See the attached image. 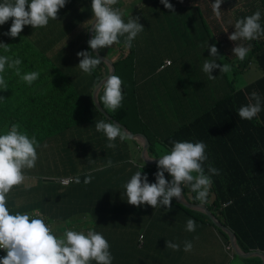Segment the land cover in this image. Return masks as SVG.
Masks as SVG:
<instances>
[{"label":"trees","instance_id":"16d2710c","mask_svg":"<svg viewBox=\"0 0 264 264\" xmlns=\"http://www.w3.org/2000/svg\"><path fill=\"white\" fill-rule=\"evenodd\" d=\"M151 1L137 0L133 4L135 12L131 16L135 17L136 14L139 16V22L144 26V30L133 40L131 48L125 44V36H121L119 43L100 51L105 55L112 52L109 57L115 66L113 74L118 75L123 81L121 107L112 111L102 102L100 104L130 131H143L149 134L148 151L155 156L166 153L165 150L152 148V141L159 139L157 136L159 132L167 128L165 124L163 129L157 131L151 128L152 120H156L158 115L156 111L167 110L173 103L174 106L184 107L174 110L173 130L166 131L163 143L169 151L173 147L172 141L193 143L203 141L207 145L208 159L203 165L205 173L207 174L208 165L211 164L220 170V174L212 176L213 183L206 205L234 232L235 240L241 249L247 251L259 248L264 251V96L261 98V112L252 120L240 119L237 114L241 106H246L250 102L251 93L256 92L260 96L261 88L264 93V35L251 41L234 42L228 39L235 31L237 20L250 16L257 10L261 12L260 24L264 28V0H224L219 18L212 10L214 0H176L178 12L181 14L179 20L184 22V27L176 26V9L174 12H166L165 9L149 8L148 2ZM169 1L174 4V0ZM119 6L120 0L113 7ZM92 18L91 0H68L66 6L60 10L58 20L50 19L45 27L33 29L30 25L25 26L16 38L0 34V42L10 45L8 52L0 48V55L21 59V74L32 71L40 73L39 78L29 86L15 74V69L6 66L4 75L8 89L0 90V97L4 98L0 100V130L4 123H7L8 127L18 124L21 132H25L29 137L35 135L41 145L37 149L38 159L40 156L46 157L47 153V162L52 165V170L45 172L44 175L60 177L64 174L84 173V176H87L85 172L89 169L100 165L110 167L107 163L109 159L112 161L111 166H118L119 154L127 156L130 154V150L122 152V141L119 138L115 141V149L107 148V137L95 128L97 121L110 122L112 119L100 112L92 99V89L108 72V64L103 60L91 75L85 74L78 67L80 58L77 53L82 50L92 51L87 43V29ZM225 23L228 24L227 29L223 26ZM152 24L157 29L147 30ZM10 26L11 19L0 26V33L6 32ZM188 30H196L195 38L185 36ZM180 37L184 40L177 41L176 39ZM199 37H203L204 43L200 44ZM163 41L173 44L172 52L168 53L165 49L158 48L156 44ZM208 44H215L219 56H210ZM236 44L251 45L247 57L243 61L236 57L237 61L233 60L231 71L223 73L217 68L213 69L212 75L216 77L215 79L227 75V78L235 81L239 70L254 64L262 72L260 77L249 83L245 89H238L233 93L236 89L233 87L229 93L219 94L207 108L190 103L192 100L196 101L191 95L192 91L211 83L208 74L202 70L205 60L215 59L218 64L229 65L227 61L230 57H235L232 49ZM125 48L128 50L124 51ZM116 49L119 50L113 52ZM191 69L196 72L192 76L188 73ZM102 95L103 88H100L98 99ZM212 111L214 118L211 115ZM163 115H166V111ZM72 128L77 132H71ZM142 162L144 173L150 177L151 183H154L158 161ZM25 170L27 171L24 172L25 176L33 172L32 169ZM109 170L113 182H110V187L100 192L101 196L95 192V187L100 184L94 180L85 184L83 176L80 183L72 180L65 189L73 188L77 199H86L87 202H92V207L99 210L104 207V210L114 213L97 221L95 228L98 226L103 230L111 218L117 219L116 224L120 225L137 222L136 235L132 232L127 236L130 239L134 237L137 239V248L131 245L127 238L126 240L119 238L125 235L117 230H111L109 226L107 232L105 229L100 232L103 235L109 232L112 236L109 241L110 252L112 253V245L115 249V253H112L114 257L112 264H115L116 260H120V264H135L132 260L125 261L129 254L135 255L123 250L135 247L141 252L140 256L145 255L142 251L146 244L143 243V237L144 241L145 237H158L157 245L166 246L170 233L173 231L178 233L177 228L176 230L173 228L175 224L178 225L176 220L180 215L192 216L199 222L213 225L212 220L204 212L187 207L176 198L171 202L176 206L173 212L164 206L154 209L149 205L140 207L113 205L124 197L127 200L124 185L134 173L121 174L120 167ZM29 174L33 176L32 173ZM165 177L171 180L167 172ZM106 181L104 179L102 183L107 185ZM119 185L122 186L121 191L117 190ZM31 186L25 179L22 184L10 190L6 198L10 212L35 216L33 215L35 210L43 208L47 212L46 221L58 220L56 219L58 214L52 215L49 211L53 208L55 195L59 200L64 194H61L59 184L54 180L39 178V186H33L32 190ZM50 193L54 195L53 198L49 197ZM108 195L111 200L105 206L102 202ZM183 195L187 200L198 201L196 193L192 192L189 186H183ZM214 227L221 236L223 245L226 246L227 233L219 226ZM178 234L181 236V233ZM139 236H142V243ZM174 238L179 237L170 236V239ZM231 253L230 258L239 256L243 264H261L262 261L259 255L240 256L232 251ZM160 258L162 256L154 257ZM140 260L141 264L145 263L144 258L140 257ZM231 263L232 261L229 264Z\"/></svg>","mask_w":264,"mask_h":264},{"label":"clouds","instance_id":"9594fccd","mask_svg":"<svg viewBox=\"0 0 264 264\" xmlns=\"http://www.w3.org/2000/svg\"><path fill=\"white\" fill-rule=\"evenodd\" d=\"M67 2L68 0H0V26L5 25L11 19L10 28L0 34L16 38L25 26L30 25L33 29L45 27L50 19L58 20L60 10L66 6ZM223 2L224 0H214L212 4L213 13L217 18L221 15L220 9ZM117 3L118 0H91L94 24L91 21L92 37L87 43L93 51L82 50L77 53L80 58L78 67L85 74L91 75L104 60L98 55L101 49L119 43L121 36H125V44L131 48L133 40L144 30V26L139 22V17H131L127 22L124 21L121 10L113 7ZM160 3L169 11L174 12V7L169 0H160ZM260 20L261 12L259 10L250 16L237 20L235 31L228 36V39L234 42L259 39L260 36L264 35V28L261 27ZM0 48H3L5 52L10 51V45L7 43L0 42ZM207 48L210 56H219L215 44H208ZM250 51L251 45L236 44L232 49V54L235 57H230V60L227 61V63L231 62V66L218 64L215 59H206L202 70L208 74L209 79H215L216 77L212 75L213 69L218 68L220 72L227 73L231 71L234 58L237 57L243 61ZM21 64L22 61L19 58L0 55V90L8 89L4 75L6 66L15 69V74L29 86L39 78V71L21 74ZM246 70L241 69L238 72ZM228 82L230 90L227 93L235 87L234 93L238 89H245L252 81L239 84L237 80L232 81L228 77ZM122 83L123 81L118 75L107 76L103 83L99 84V87L97 86V92L103 88V95L99 99L94 95L96 100L99 103L102 102L107 109L112 111L119 109L123 100ZM263 96L262 88L260 96L256 92L251 93L250 102L246 106H241L237 112L240 119L252 120L256 117L261 112V98ZM2 99L4 98L0 97V100ZM211 115L213 116V111ZM19 128L18 124H13L6 134L0 135V249L6 252V255L0 258V264H90L91 261H95L96 264H112L114 257L110 252V244L102 233L85 227L86 233L66 230L62 237H58L54 233L58 227H54L53 224L60 222L59 220L50 222L52 224L50 227L45 222L46 216L43 219L40 214L38 217L30 216L27 213L16 212L12 214L10 212L7 207V195L14 186L24 182V170L36 166L38 161L37 149L41 147L35 135L29 137L25 132L19 131ZM95 128L96 131L103 132L107 137V148L115 149L117 138L121 141L131 138L122 126L114 121H97ZM146 136L148 135L146 134ZM172 144L173 147L170 151L167 146L166 149L160 150H165L166 153L158 155L163 156L157 162L158 171L154 174V183H149L147 174L142 175L141 171H136L124 185L128 204L137 207L149 205L154 209L164 206L170 209L173 198L182 200L183 186H189L191 191L196 193L198 201L191 202L207 203L213 183L212 176L220 174V170L211 164L208 165L207 174L205 173L203 165L208 159L206 155L207 145L203 141L195 143L172 141ZM153 156L155 157V155ZM107 163L108 166H111L112 161L109 159ZM166 172L171 176V180L166 179ZM92 178L90 174L85 176L84 183H90ZM75 182L80 183V178L76 177ZM63 222L65 223V221ZM214 226L213 228H215ZM196 227V221L188 218L186 231L194 232ZM215 231L217 230L215 229ZM166 248L179 251L180 245L166 240ZM192 248L191 241L184 242L183 250L185 252H190ZM228 249L234 252L230 244Z\"/></svg>","mask_w":264,"mask_h":264},{"label":"crops","instance_id":"0c3cea01","mask_svg":"<svg viewBox=\"0 0 264 264\" xmlns=\"http://www.w3.org/2000/svg\"><path fill=\"white\" fill-rule=\"evenodd\" d=\"M120 1H121V6H119L118 8L123 13L122 18L124 19V17H126V20H124V21L127 22V19L131 18L132 13L135 12L133 10V4L137 0H120ZM142 1H149V0H142ZM152 1H155V0H152ZM151 2H148V3L151 4ZM205 33H207V32H205ZM199 41H200V44L204 43L203 37H199ZM111 53L112 52H110V54ZM193 71L194 70H192V69L188 70V73L192 76L193 74L196 73ZM247 71L248 70L243 71V72H247ZM252 74L254 76V79H256L257 77H259L262 74V72L258 69H253ZM224 76H225V78H224ZM210 81H211L210 84H207V85L201 87L200 89L197 88L195 91L191 92V95L196 99V101L192 100V101H190V103L200 104L204 108H207L208 106H210L213 103V101L216 99V97L219 94L227 93L230 90V85L228 82L227 75H223V78H221V79H218V78L217 79H210ZM197 91H198V94H197ZM176 106H174V103L170 104L169 108L167 110H164V111H166V115H163L164 111H156V114H158L156 116V120H160V122L156 121V120H152L153 124L151 125V128L153 129V131H157V129L158 130L163 129L164 124L166 125L167 128H165L163 132H159V134L157 135L159 137V139H153V141H152L153 147L152 148H155L157 150H160V149L162 150V149L167 148L162 140H163V137L165 136V134L167 133L166 131H168V130L172 131L173 130L172 125H173L174 120H175L174 110L184 108V107H179V105H176ZM130 132H137V131H130ZM148 132H151V131L148 130ZM147 135H149V134H147ZM130 137L131 138L129 140H132V141L127 142L126 140H123L121 142L122 152L130 150V154L128 156L123 155V154H119L120 155V162H119L118 166L114 165V166L107 167V166L100 165V166H97L93 169H89L88 171L85 172V175L90 174L93 177L92 180H94L95 182L100 184L99 186L95 187V191L103 192L105 189H107L108 187L111 186L110 182H113V179L110 177L109 168L120 167V169H122L121 174H126V173L130 174L131 172L135 173L136 171H141L142 175L145 174L144 173V169H145L144 168V162H142L144 160H142V157L140 155L141 153H143V148H142L143 138H142V136H139V135H133V137L132 136H130ZM149 143H150V140H148V145L145 148L144 154L148 155V156L149 155L153 156L154 154H151L150 151H148ZM136 156H139L138 157V159H140L139 161H138V159H136ZM80 172H82V171H80ZM64 175H66V174H64ZM71 175H73V178H74L73 180H75L76 177H79V178H81L82 176L85 177L84 173H82L80 175H79V173H73ZM57 177L58 176L46 175L44 177V179L54 180L55 182H57L59 184L61 194L64 193L62 195L61 199H59V200H58V197L55 195L56 198L54 199V202H53V208L51 211H49L52 215L58 214V217H56V219H58L60 222H63V221L70 222V221H77V220L87 221L90 218V214L94 215L95 221H99V220H103V218L109 216L110 214H111V216L114 214L109 210H104L105 209L104 207H102V209L100 208V210L92 207V202L91 203L87 202L86 199L85 200L84 199H81V200L77 199V196L72 191L73 188H68L66 190L65 187L67 186V184H61L58 181ZM104 179L107 180L106 181L107 185H104L102 183V182H104ZM37 181H38V178L33 177L31 179V183H36ZM148 181H149V183L152 182V180L150 179L149 176H148ZM63 185H65V186H63ZM68 185H69V183H68ZM31 188L32 187H30V189ZM121 189H122V186L119 185L117 190L121 191ZM121 196H123V193H121ZM36 198H38V197H36ZM118 198L120 199L121 197H118ZM110 200L111 199L108 195V196H106L104 202H102V203H104V205L107 206V204L109 203ZM118 204L128 205L125 197L122 198V200H118L117 202L113 203V205H118ZM175 209H176V206L174 204H171V208L169 210L171 212H173V210H175ZM35 213L40 214V215L41 214H44V215L47 214V212H45L43 210V208L35 210ZM97 213H99V217L96 216ZM188 218H192L196 221V223H198V225L200 226V227H196V229H198V231L204 225L209 230L214 231V228H212V226L208 222H203V221L199 222V220L195 219L192 216L187 215V216L182 217L180 215L176 220L178 222V225L175 224L176 227L174 226L173 229L176 230V228H177V231H178V233H181V236L177 232L173 231L167 237V239L169 241H172L174 243H178L180 245V250L179 251H173L171 249L166 248V246L161 247V246H158L157 243L154 244V240L157 241L158 237L157 238L145 237V241H144V237H143V243L146 242V244L144 246L145 248L142 250L143 253H145V255H143V256H140L141 252L139 251V249H136L138 247L137 243H136L137 239L135 237L133 239H130L127 237L132 232L136 235L135 230L137 229L136 228L137 222L120 225V224H116L117 219L114 220L113 218H111V220H113V221L109 220V222L111 223V227H110L111 230H113V231L117 230L120 233L125 235L124 237H119V238L125 239V240L127 238V240H129V243L136 247V248L135 247H128L127 250L122 249L124 252L128 251L129 253H133L135 255V256H133V255L129 254L125 259L126 262H128L129 260H132L133 261L132 263L141 264L140 257H142L145 260L144 264H152L154 262H156L158 264H175V263H177V264H199V263H197V259L195 258L194 252H192V253L191 252H185L183 250L184 242L185 241H191L193 238V236H191L190 234H185L186 222H187ZM133 221H136V220H133ZM91 227H93V226H91ZM90 229L94 230L96 232H102L104 229H105L104 230L105 232L108 231L107 226L103 227L102 228L103 230L99 229L98 226L96 227V229H93V228H90ZM216 233H217L216 244L219 247V250L221 252L217 258H215L211 262H208L207 264H229L230 256L228 255V252L224 248L223 242L221 240V236L219 235V233L217 231H216ZM106 234L107 233H105L104 235H106ZM174 235H177L179 238L178 239H175V238L170 239V236H174ZM137 238H138V236H137ZM0 251L3 252L2 257H4L6 255L5 250L0 249ZM111 251H112V253H115V249H114L113 245L111 246ZM158 256H162V258L154 259V257H158ZM171 256H173L174 259H172ZM2 257H0V258H2ZM206 258L208 260H212V258L209 255H206ZM199 262L201 264V261H199ZM94 263H96V262H94ZM114 263L120 264V260H118V261L116 260Z\"/></svg>","mask_w":264,"mask_h":264},{"label":"rangeland","instance_id":"374dc122","mask_svg":"<svg viewBox=\"0 0 264 264\" xmlns=\"http://www.w3.org/2000/svg\"><path fill=\"white\" fill-rule=\"evenodd\" d=\"M172 5L174 7V10L175 9L177 10V18H176V22H175L176 23V26L177 25H180L181 27L182 26L184 27V22L179 20V17H180L181 14L178 12V7L176 6V0H174V4H172ZM148 7L149 8H155V9H162V10L165 9L166 12L169 11L168 9H166L164 7L163 4L160 3V0L152 1L151 4H149ZM135 17H139V16L136 14ZM172 23H174V22H172ZM223 26H224L225 29L228 28V24L227 23L223 24ZM154 29H157V28L154 27L153 24H152L150 26V28H148L147 30L152 31ZM170 30H171V26H170ZM183 30H182V32H183ZM195 32H196V30H188L185 36H189V37L194 38L196 36L195 35ZM176 40L177 41H180V40L183 41L184 39H182L180 37L179 39H176ZM156 45H158V48H161V50H164L165 49L168 53L172 52V50H173V44L172 43H165L163 41V42H161L159 44H156ZM136 47L137 46H135V48ZM118 50L119 49H116L113 52H117ZM127 50H128V48H125L124 49V51H127ZM120 51H122V50L120 49ZM234 60H235V62L237 61L236 58H234ZM228 63L231 66V62H228ZM246 69H248L247 72H238L237 77L235 76L236 77V80L238 81L239 84H243V83H246V82H250V81L255 80L254 79V76L252 74V71H253V69H257V68L254 66V64H251ZM1 127H2V129L0 130V135L6 134L7 131H9L10 128H11V127H8L7 126V123H4ZM81 127H83V126H81ZM19 131H20V129H19ZM71 132L76 133L77 131L72 128ZM57 134L58 133H56V135ZM73 135H77V134H73ZM138 157L139 156H136V159H138ZM139 160L140 159H138V161ZM47 164H48V162H47V153H46V157L40 156V158L36 162V166L34 168H32V171L33 172H29V173H32L33 176H31L29 173L26 174V176H28V178L25 176V179H27L28 182L30 183V185H32L31 187H33V186H39V178H44L46 176V175H44V173L47 172V171H49V170H52V165H49V164L47 165ZM53 168H55V167L53 166ZM24 172H27V171L24 170ZM42 175H44V176H42ZM33 177L34 178H38V181L36 183H31V179ZM95 192H97L98 195L101 196V193L100 192H98V191H95ZM212 192H214V191H212ZM49 197L50 198H53L54 195L52 193H50L49 194ZM128 205H130V204H128ZM41 216L43 217V219L45 218V215L41 214ZM96 216L99 217V213H97ZM94 221H95L94 215L90 214V218L87 221L78 220V221L65 222V223L64 222H59L58 224L57 223L56 224H53L54 227L55 226H58V228L54 230V233L58 237H62L63 236V233L66 230H74V231H77V232L83 231V232L86 233L87 230L85 229V227H90V228L96 229L95 228V226H96L95 223L97 224V221H95V222ZM104 223H106V222H104ZM60 226H64V227H60ZM91 226H93V227H91ZM106 226L111 227V223L107 222L104 227H106ZM197 227H200L198 225V223H197ZM212 228H213V226H212ZM112 233H113V231H112ZM185 234H190L191 236H193V238L191 240V242L193 244V248H192V251H190V252L191 253L192 252L195 253V258L197 259V263L200 264L199 261H201V264H207L208 262L213 261L215 258H217L220 255V252L221 251L219 250V247L216 244L217 233L215 231V228H214V231H211V230H209L204 225L199 231H198V229H196L194 232H188V231H186ZM110 236H111V234L109 232H108L107 235L104 236L107 239L108 242L111 240ZM221 240H222V238H221ZM156 243H157V241L154 240V244H156ZM227 244H229V240H228V243ZM224 248L228 252V255L231 256V253H230L231 252V249H228L226 246H224ZM206 255H209L212 258V260H208L206 258ZM230 261H232L231 264H243V262L241 261V258H239V256H238V258H230L229 259V263H230ZM90 264H96V263H94V261L93 262L91 261ZM175 264H177V263H175Z\"/></svg>","mask_w":264,"mask_h":264},{"label":"water","instance_id":"95a60500","mask_svg":"<svg viewBox=\"0 0 264 264\" xmlns=\"http://www.w3.org/2000/svg\"><path fill=\"white\" fill-rule=\"evenodd\" d=\"M93 24H94V16L92 18ZM91 28H92V24L90 22L88 30H87V36H88V40L91 39L92 37V32H91ZM93 51V50H92ZM95 53V52H94ZM96 54V53H95ZM99 57H101L102 59H104V61L108 64V72L103 75L94 85L93 89H92V99L94 104L96 105V107L98 108V110L100 112H102L105 116H107L108 118L112 119V121L119 123L123 130L129 134L130 136L133 137V135H139L142 136L143 138V144H142V148H143V153H141V156L143 158V160H145L146 162L149 163H154L156 161L159 160L161 156H148L144 154L145 148L148 145V138L146 136V134H144L143 132L137 131V132H130L120 121H118L117 119L113 118L103 107L102 105L96 100L95 96H97L98 92H97V86L99 87V84H102L103 81L107 78V76L111 75L114 73L115 70V66H114V62L113 60L105 55L99 52ZM98 99V97H97ZM151 158V159H148ZM180 203H182L183 205H186L188 207H192L198 210L203 211L214 223L215 226H219L220 228H222L227 234H228V240H229V244L230 247L232 248V250L240 256H250V255H259L262 257V261L261 264H264V251L259 249V248H254V249H250V250H243L241 249V247L237 244L236 240H235V234L234 232L223 222H221L214 214L213 212L207 207L206 204H201V202H191L189 200H187L185 198V196L182 194V200H178Z\"/></svg>","mask_w":264,"mask_h":264},{"label":"built area","instance_id":"2783aa9c","mask_svg":"<svg viewBox=\"0 0 264 264\" xmlns=\"http://www.w3.org/2000/svg\"><path fill=\"white\" fill-rule=\"evenodd\" d=\"M58 180L62 184H68L69 182H71L73 180V175L60 176V177H58ZM33 215L40 217L36 213H33ZM45 222L51 227L52 224L50 222H48V221H45ZM139 241H140V243H142V236H139ZM226 247L229 248V244H227ZM2 256H3V252L0 251V257H2Z\"/></svg>","mask_w":264,"mask_h":264}]
</instances>
